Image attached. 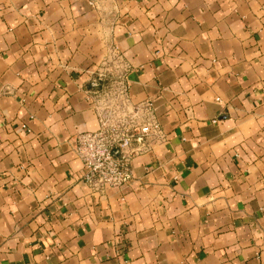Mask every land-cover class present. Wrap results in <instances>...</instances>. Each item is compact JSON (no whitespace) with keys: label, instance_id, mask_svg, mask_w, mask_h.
Wrapping results in <instances>:
<instances>
[{"label":"crops","instance_id":"obj_1","mask_svg":"<svg viewBox=\"0 0 264 264\" xmlns=\"http://www.w3.org/2000/svg\"><path fill=\"white\" fill-rule=\"evenodd\" d=\"M114 65L164 138L95 191ZM0 264H264V0H0Z\"/></svg>","mask_w":264,"mask_h":264},{"label":"built area","instance_id":"obj_2","mask_svg":"<svg viewBox=\"0 0 264 264\" xmlns=\"http://www.w3.org/2000/svg\"><path fill=\"white\" fill-rule=\"evenodd\" d=\"M113 51L118 53V47ZM92 83L100 84L98 89H89L96 95L93 104L99 127L79 135L76 153L83 163V181L91 189L103 191L127 184L132 179L133 158L164 134L154 99L133 103L131 86L119 66Z\"/></svg>","mask_w":264,"mask_h":264},{"label":"trees","instance_id":"obj_3","mask_svg":"<svg viewBox=\"0 0 264 264\" xmlns=\"http://www.w3.org/2000/svg\"><path fill=\"white\" fill-rule=\"evenodd\" d=\"M99 86H100V84H99V83H97V84L90 83V84H89V88H90V89H98V88H99Z\"/></svg>","mask_w":264,"mask_h":264}]
</instances>
